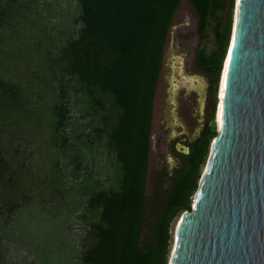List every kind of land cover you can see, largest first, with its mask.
I'll list each match as a JSON object with an SVG mask.
<instances>
[{"label":"rangeland","instance_id":"374dc122","mask_svg":"<svg viewBox=\"0 0 264 264\" xmlns=\"http://www.w3.org/2000/svg\"><path fill=\"white\" fill-rule=\"evenodd\" d=\"M0 5L5 9L0 18V147L12 171L0 180V264H82L86 233L96 220L88 200L94 192L120 185L107 137L97 130L114 109L109 101L103 110L94 107L77 80L62 75L53 62L80 26L77 0H0ZM219 15L220 31L227 33L229 9ZM198 28L190 0H182L166 42L154 103L149 200L158 180L170 187L168 174L179 165L174 141H192L200 128L184 90L181 99L176 97L182 86L177 71L206 79L209 73L199 65L198 53L220 55L216 20H210L204 35ZM13 84L15 98L8 91ZM61 84L67 87L71 108L68 127L61 132L65 135L54 131L53 107ZM10 201L20 203L12 214L7 212Z\"/></svg>","mask_w":264,"mask_h":264},{"label":"trees","instance_id":"16d2710c","mask_svg":"<svg viewBox=\"0 0 264 264\" xmlns=\"http://www.w3.org/2000/svg\"><path fill=\"white\" fill-rule=\"evenodd\" d=\"M77 1L80 26L53 62L62 75L77 80L94 107L103 110L106 101L111 103L114 113L105 115L103 127L97 130L105 133L106 146L121 174L117 189L94 192L88 200L96 220L86 233L82 264H168L173 223L191 210L209 147L218 134L213 119L191 153L183 157L182 169L171 177L170 187L158 180L154 197L148 199L154 103L166 42L182 0ZM233 1L190 0L201 35L210 20H216L220 55L198 53L199 65L216 82L230 37ZM227 8V33H223L219 13ZM4 10L0 5V18ZM60 88V99L53 107L58 134L71 119L67 87L61 84ZM14 89V84L8 88L13 98L17 96ZM66 141L64 136L63 144ZM10 171L7 153L0 147V180ZM19 207L20 203L10 201L7 212L12 214Z\"/></svg>","mask_w":264,"mask_h":264},{"label":"water","instance_id":"95a60500","mask_svg":"<svg viewBox=\"0 0 264 264\" xmlns=\"http://www.w3.org/2000/svg\"><path fill=\"white\" fill-rule=\"evenodd\" d=\"M203 104L201 96L200 113ZM215 124L192 208L173 226L168 264H264V0L233 1Z\"/></svg>","mask_w":264,"mask_h":264},{"label":"flooded vegetation","instance_id":"af4514ba","mask_svg":"<svg viewBox=\"0 0 264 264\" xmlns=\"http://www.w3.org/2000/svg\"><path fill=\"white\" fill-rule=\"evenodd\" d=\"M179 58V57H178ZM177 59V58H176ZM178 63V62H177ZM179 64V63H178ZM181 67V66H178ZM182 68V67H181ZM203 72L209 73L206 79L199 78L197 76L185 75L182 73H178V77L180 78V82L182 84L179 93L176 97L181 99V92L184 90L185 99L188 105V109L193 113L198 120L200 128L198 131V135L192 141L186 142V138L182 137L178 141H174L175 149L174 152L177 155L178 164L174 170L168 174V181L171 180V177L174 176L176 171L181 170L183 157L187 156L191 153L193 147L196 142L202 137L205 128L210 124V122L214 119L215 121V110H213L214 103L216 102V95L218 90V81H215L214 76L207 70L202 69ZM182 74V75H181ZM201 79V82L199 81ZM201 96L204 97L203 110L199 112V104ZM216 104V103H215ZM215 109V108H214ZM181 146H185L188 148V153H185ZM180 148V149H179Z\"/></svg>","mask_w":264,"mask_h":264},{"label":"bare ground","instance_id":"6f19581e","mask_svg":"<svg viewBox=\"0 0 264 264\" xmlns=\"http://www.w3.org/2000/svg\"><path fill=\"white\" fill-rule=\"evenodd\" d=\"M226 67H227V60H226ZM226 67H225V70H224L223 79H222V83H221L220 97H222L223 82H224V77H225ZM220 111H221V103L219 104V113H218V122H219V123H220Z\"/></svg>","mask_w":264,"mask_h":264}]
</instances>
